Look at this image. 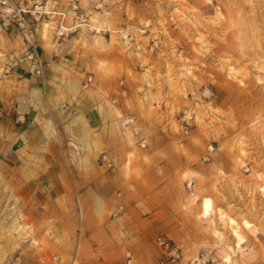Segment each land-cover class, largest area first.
I'll return each mask as SVG.
<instances>
[{
	"label": "rangeland",
	"instance_id": "374dc122",
	"mask_svg": "<svg viewBox=\"0 0 264 264\" xmlns=\"http://www.w3.org/2000/svg\"><path fill=\"white\" fill-rule=\"evenodd\" d=\"M73 1L43 0L53 113L0 170V264H264V0Z\"/></svg>",
	"mask_w": 264,
	"mask_h": 264
},
{
	"label": "crops",
	"instance_id": "0c3cea01",
	"mask_svg": "<svg viewBox=\"0 0 264 264\" xmlns=\"http://www.w3.org/2000/svg\"><path fill=\"white\" fill-rule=\"evenodd\" d=\"M6 51L22 48L21 37L15 28L4 33ZM38 44L44 51V59L52 57L44 49L45 41L38 38ZM42 76L31 74L27 67H20L16 72L3 75L0 80V170H17L24 157L30 151H41L46 133L41 126L42 118L53 113V101L48 93L50 74L48 66ZM54 119V118H53Z\"/></svg>",
	"mask_w": 264,
	"mask_h": 264
},
{
	"label": "built area",
	"instance_id": "2783aa9c",
	"mask_svg": "<svg viewBox=\"0 0 264 264\" xmlns=\"http://www.w3.org/2000/svg\"><path fill=\"white\" fill-rule=\"evenodd\" d=\"M78 1L74 0L72 8L78 10ZM43 0H0V40L2 33L16 28L19 30L23 47L21 51H6L0 46V80L3 75L16 72L20 67H27L31 74L42 76L44 74V60L39 53L37 36L41 17L47 14L43 8ZM76 27L86 25L90 27L88 16L84 13L77 16ZM74 27V28H76ZM63 28V26H60ZM72 30L71 28L69 31ZM97 30V29H96ZM101 31V30H98ZM127 38V36H126ZM93 82V76H88L83 81V88H87ZM123 85V82H121ZM126 89L122 88L121 95L125 96ZM118 99H114L113 103H117ZM157 241L162 247L169 261L175 262L179 259L178 248L176 243L168 237H158ZM133 257L129 252L126 260L121 264H132ZM166 260L162 259L160 264H166Z\"/></svg>",
	"mask_w": 264,
	"mask_h": 264
},
{
	"label": "bare ground",
	"instance_id": "6f19581e",
	"mask_svg": "<svg viewBox=\"0 0 264 264\" xmlns=\"http://www.w3.org/2000/svg\"><path fill=\"white\" fill-rule=\"evenodd\" d=\"M100 30V29H99ZM72 88H75V86H72Z\"/></svg>",
	"mask_w": 264,
	"mask_h": 264
}]
</instances>
